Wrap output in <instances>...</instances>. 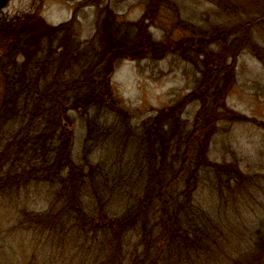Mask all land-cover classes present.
Masks as SVG:
<instances>
[{
	"label": "trees",
	"instance_id": "1",
	"mask_svg": "<svg viewBox=\"0 0 264 264\" xmlns=\"http://www.w3.org/2000/svg\"><path fill=\"white\" fill-rule=\"evenodd\" d=\"M205 1L224 21L184 20L175 0H145L142 16L127 21L111 0H85L99 12L83 43L76 12L56 26H27L26 16L0 21V206L40 237L27 264H201L214 254L222 205L214 194L241 196L255 182L237 160L215 161L209 150L225 123L264 129V120L227 104L240 55L264 62L254 39L264 27V0ZM159 21L170 23L160 40L150 30ZM170 55L195 69L193 87L136 118L115 96L117 66ZM76 115L85 136L75 153ZM112 146L116 158L104 150ZM33 189L45 192V206H32Z\"/></svg>",
	"mask_w": 264,
	"mask_h": 264
},
{
	"label": "rangeland",
	"instance_id": "2",
	"mask_svg": "<svg viewBox=\"0 0 264 264\" xmlns=\"http://www.w3.org/2000/svg\"><path fill=\"white\" fill-rule=\"evenodd\" d=\"M85 0H10L0 9V21L18 16H26L27 26L37 23L56 26L71 19L76 12L81 34L80 42L89 39L97 28L99 7L82 5ZM181 8L184 20L207 27L211 23H220L224 17L220 9L205 0H175ZM111 6L120 18L135 21L144 13L145 0H111ZM35 24V25H34ZM170 23L159 21L150 26L158 40L164 38L165 30L161 26ZM38 27V26H37ZM47 34V33H46ZM255 42L264 47V27L255 32ZM46 40V41H45ZM49 39H41L44 48ZM196 78L195 69L178 57L170 55L162 60L147 57L143 60L125 59L117 66L112 77L115 96L131 108L137 116H150L173 99L191 90ZM238 82L230 91L227 104L230 108L252 118L264 120V62L252 52L245 51L239 57L237 66ZM78 120L75 153L81 149L85 129ZM190 121L194 117L192 109L185 113ZM105 152L116 158L117 147H108ZM130 153V152H129ZM99 152L95 158L104 157ZM132 152L126 158H130ZM209 156L219 162L237 160L240 168L255 180L243 195L225 191L224 199L214 194L219 207L218 221L220 244L212 256H204L201 264H264V129L253 123H225L215 135L209 150ZM41 192V191H40ZM45 192L35 198L33 207L45 206ZM236 198V199H235ZM209 208L212 198L208 192L201 196ZM207 208V209H208ZM217 211H214L216 213ZM16 211L5 205L0 206V258L16 260L27 264L28 257L40 248L39 236L27 233L18 227ZM199 264V263H196Z\"/></svg>",
	"mask_w": 264,
	"mask_h": 264
},
{
	"label": "water",
	"instance_id": "3",
	"mask_svg": "<svg viewBox=\"0 0 264 264\" xmlns=\"http://www.w3.org/2000/svg\"><path fill=\"white\" fill-rule=\"evenodd\" d=\"M10 3V0H0V9L5 8Z\"/></svg>",
	"mask_w": 264,
	"mask_h": 264
}]
</instances>
